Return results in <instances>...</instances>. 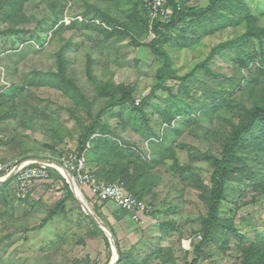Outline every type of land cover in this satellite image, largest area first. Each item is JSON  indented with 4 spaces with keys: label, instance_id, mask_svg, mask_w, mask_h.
Returning a JSON list of instances; mask_svg holds the SVG:
<instances>
[{
    "label": "rangeland",
    "instance_id": "374dc122",
    "mask_svg": "<svg viewBox=\"0 0 264 264\" xmlns=\"http://www.w3.org/2000/svg\"><path fill=\"white\" fill-rule=\"evenodd\" d=\"M4 1L0 0V30L16 29L18 33L0 34V94L8 96L0 114L12 105L15 113L0 118V159L67 158L78 152L83 129L110 102L109 95H101L102 88L120 95L126 88L131 89L139 101L151 93L157 70L164 63L147 46L154 38L152 34L105 39L97 30L120 29L121 24L106 20L104 15L127 23L126 16L133 12L130 0H24L13 20L5 17ZM116 1L122 4L119 10L113 5ZM212 1L189 0L188 4L204 8ZM239 1L244 8L241 17H256L257 21L236 25L238 16H231V23L209 19L200 28L196 21L188 19L177 28L176 35L186 32L181 47L165 49L180 76L196 71L212 49L230 40L240 38L238 44L247 53L260 51L259 40L250 41L244 34L251 25L264 28V0ZM227 3L237 10L235 0H224ZM225 47L210 61L211 72L222 77L198 69L196 77L187 82H168L171 91H159L143 111L127 104L102 116L114 136L146 149L142 155L147 162L135 165L131 171L138 166L144 173H140L139 187L147 194L145 201L154 207L152 218L136 223L126 212L113 205L109 208L111 202H94L86 195L88 190L83 195L105 228L115 232V242L124 252L133 254L134 264H189L196 258L195 245L201 240L202 222L208 215L207 195L215 171L206 156H221L223 140L231 132V124L238 121L234 115L242 107L252 108L258 93L250 89L242 93L235 88L228 99L231 107L222 104L211 115L203 114L201 88H215L214 83L218 85L229 78L236 81L240 74L234 61L239 48ZM61 51L67 75L80 88L83 99L77 91L66 93L53 85H40V77L54 80L52 74L60 71ZM254 73L255 69H242L241 75L252 81ZM261 75L263 81L253 87L264 88V73ZM115 86L126 88L120 92ZM9 89H16V93L8 95ZM193 103H200L197 107L201 108L190 116L179 115L181 108ZM166 108L175 116L171 124L164 117ZM149 136L154 140L160 136L161 140L156 142ZM182 170L186 171L185 180L179 176ZM195 176L203 188L194 181ZM259 179V184L250 188L249 181H239V176L232 179L233 191L224 206L226 217L233 219L243 234V242L227 235L207 242L199 264H242L244 248L264 244V178ZM100 230L55 177L49 183L37 184L26 200L17 197L13 183L0 186V264H111L117 255Z\"/></svg>",
    "mask_w": 264,
    "mask_h": 264
},
{
    "label": "trees",
    "instance_id": "16d2710c",
    "mask_svg": "<svg viewBox=\"0 0 264 264\" xmlns=\"http://www.w3.org/2000/svg\"><path fill=\"white\" fill-rule=\"evenodd\" d=\"M167 1L168 7H170L173 11V14L168 19L158 17L151 21L149 3H147L146 0H138L137 3L130 0V3H132L133 6V12H131L129 16H126L128 20L127 23L118 22L115 20L116 18H110L107 15L103 16L106 20L109 19L114 24H121L120 29L118 30H108L103 27L97 28L99 33L102 34L105 39L114 36L130 37L135 33L139 37L148 33L153 34L155 37L149 44H147V46H149L153 53L163 59L164 63L157 70L156 84L151 87V93L149 96L144 97L139 105L136 104V99L133 95V90L131 89L115 86L116 90L120 92L125 89V92H123L122 95L115 92L110 93L111 89H107V87L101 89V95H109L111 100L101 109L100 112H98V115L93 120L92 124L83 129V132L79 137L78 152L76 153H78L79 157H85L88 165L95 164L97 169L94 173L99 179H103L108 184L116 183V181H118V183L122 185L128 193L139 199H144L145 192L143 188L139 187L141 184L140 173H144L139 170L141 168L138 166L137 169L133 170V172L131 169L134 168L135 165L139 163L144 164L147 161H144L139 152L134 150V148H137V145L122 140L119 135L114 136L112 132H110L107 124L103 121L102 116L106 115L107 112L114 107L127 104L132 105L135 110L143 111V107H145V105L149 102L150 98L155 96L159 91H171V87L167 85L168 82L175 79L187 82L192 79V77H196V71L198 69H205L206 72L213 75V77H222L221 75L218 76L217 74L211 72L210 61L214 59L215 56L220 55L219 53L221 52V49L226 45H228L226 47L231 48L238 47L239 49L236 52L237 60L234 58V61L238 63L237 66L240 70V74L238 77L236 76L237 80L235 81V78H227L228 80L226 82L220 81L218 82V85H216L217 82L214 83L215 88L205 86V89L201 88L200 92L202 95L204 94L202 96V102L204 103L201 105L203 108V114L207 116L209 113L211 115L216 112L218 107L222 104H227L228 107H231L230 105L232 104H230L231 102H228V99L230 97V93H234L235 88H238L242 91V93H245L244 91L246 89L258 91L255 95L257 96V99L254 101L252 108L242 107L243 110H239L234 115L233 118H238V121L231 124V132L223 140L221 156L215 157L212 154L206 156L209 157L208 159L210 160L211 165L215 168V171L211 176L209 193L206 191L208 187L204 186L205 191L208 193V215L202 222L201 240L195 245L196 258L189 263L199 264V258H202L205 254L202 248L207 244V242L215 241L216 239L221 240L223 235H227L228 237L234 236L240 241V243L243 242V234L235 226L233 219L231 220L226 217L228 211L224 208L226 201H228L230 197L229 192L233 191V187L231 186L232 179L239 176V181L250 182V188L252 185L255 187L259 184H256L257 181H260L259 176L264 178V175L262 174L264 171V88L253 87L259 80L263 81L260 76H263L261 74L264 73V28H257L255 25H251L244 34L250 41L254 39L259 40V52L258 50H254L252 53H247V51H245V49L238 44L240 42V38L230 40L229 42L212 49L211 54L203 63L199 64L196 71L192 70L188 74L180 76L172 64L170 54L165 47H181L180 42L181 39L185 37L186 32H182L180 35H176L174 33L177 32V28H179L188 19L196 21V24H198L200 28H203L204 21L209 19L216 20V23L221 22L218 21V19L231 23L234 21V18H231V16H238V18L235 19L236 25L245 24L246 21L251 23L252 21H257V19L256 17H251L250 19L248 16L246 18L241 17L242 10L244 8L239 0H235L237 2V10H234L233 5H229V3L224 4V0H213L208 7L204 8H195L190 6L188 4L189 0ZM4 2L7 7L5 17L9 20L15 19L17 16L15 15V12L19 10L20 5L24 2V0H5ZM116 2L117 3H113V5H115L114 7L119 10L122 4H120L119 1ZM192 27L193 26L190 25L189 28ZM86 28L89 27L86 26ZM6 33H18V31L16 29H9L5 31L0 30V34L3 35ZM198 41V38L195 39L194 44H197ZM183 45L186 44L184 43ZM182 48H185V46ZM58 63L60 71L52 74V78H54V80H50V78H44L42 76L40 77V85H53L58 89H62L66 93L70 91H77V96H80L83 99V93L80 92V88H77L75 81L67 75V62L64 61L63 51L59 53ZM242 69H252V71L255 69L252 81H250L251 78L248 76L241 75ZM66 86L67 88H65ZM7 91L8 95L11 96L16 93V89H9ZM6 97L8 96L3 93L0 94V110H2L3 105L6 103L4 100ZM198 105H200V103H193L191 107L186 104L185 107L183 109L181 108L179 111V115L182 117H184L185 114L189 116L192 115L195 109L201 108L197 107ZM13 108L14 105H12L8 111L1 113L0 118L5 119L7 117L15 116ZM164 117L170 124L172 123L171 120L173 118L175 119V116L172 115V110L169 108H166V114ZM94 135L98 136L94 137ZM153 137L154 136H149V138ZM156 139L160 140L161 137L157 136ZM89 143L90 147L88 148ZM61 157L62 156H59L58 158ZM163 157L165 156L163 155ZM133 158H135L134 161L132 160ZM116 159L118 160L116 161ZM162 159L163 158H160L158 160L161 162ZM185 173L186 171L182 170L179 175L182 180L186 179ZM53 177L62 181L69 196L73 198V193L71 192L69 185L61 177V175L54 171ZM126 180L129 181V183H125ZM194 181H199L200 187L203 188L198 176H195ZM10 182L11 184L13 183L12 181ZM229 212H234V210H229ZM93 224L97 231L101 232V230L95 225L94 221ZM171 224L173 223H170V225ZM172 226L175 228L174 224ZM112 233L115 238V232L112 231ZM103 235L106 241H108L104 233ZM116 245L120 252V260L118 264H134L135 262L132 260L133 254L124 252L118 241L116 242ZM241 252L244 256L242 264H264V244H251L249 247L244 248Z\"/></svg>",
    "mask_w": 264,
    "mask_h": 264
},
{
    "label": "built area",
    "instance_id": "2783aa9c",
    "mask_svg": "<svg viewBox=\"0 0 264 264\" xmlns=\"http://www.w3.org/2000/svg\"><path fill=\"white\" fill-rule=\"evenodd\" d=\"M150 19L158 17L170 18L173 11L168 7L167 0H148ZM66 168L77 172L81 184L87 185L96 201H112L118 207L132 212L136 221L151 212V208L133 195L124 192L117 184L100 183L96 178L84 172V159L78 160L76 155L63 159ZM18 167L15 173L16 195L21 200H26L34 192L37 184L48 182L51 179V166L35 161L18 163L17 161H4L0 159V180L6 179Z\"/></svg>",
    "mask_w": 264,
    "mask_h": 264
},
{
    "label": "clouds",
    "instance_id": "9594fccd",
    "mask_svg": "<svg viewBox=\"0 0 264 264\" xmlns=\"http://www.w3.org/2000/svg\"><path fill=\"white\" fill-rule=\"evenodd\" d=\"M147 3H148V1H147ZM172 10V9H171ZM152 36L153 37H155L153 34H152ZM34 43V42H33ZM140 102H141V100L139 101V100H136V104L137 105H139L140 104ZM95 136H98V135H94V137ZM152 140H154V138L152 139ZM161 140V139H160ZM159 139H155L154 141H156V142H158V141H160ZM153 141V142H154ZM152 142V143H153ZM149 142L147 143V145L149 146ZM146 145V144H145ZM146 145V146H147ZM90 147V143L88 144V148ZM138 148V149H137ZM137 148H134V150H136L137 152H139V154L143 157L142 159L143 160H146V158H145V156L144 155H142V154H144L146 151V149L144 150V149H142V148H140V147H138L137 146ZM72 155H76L77 156V158H78V160H81V159H84V162H85V169H84V172H86V173H88V175H91V176H93L94 178H96L100 183H105V184H108L107 182H105L103 179H99L96 175H95V173H94V171L92 170H90L91 168L89 167V165L87 164V162H86V158L85 157H79L78 156V153H75V154H72ZM36 158H38V157H30V158H28V160H26V161H19V160H17V162L18 163H26V162H29V161H35V162H37V163H43V162H39V161H37V160H35ZM41 158H43V159H49V160H53V161H56L57 163H59V164H61L67 171H68V173L72 176V178L74 179V182L76 183V185H77V187H78V189H79V191H80V193L82 194L83 193V195H84V193H85V191L84 190H88V191H90L89 193H90V195L88 194V192H86V195H89L88 197L89 198H91V199H93L94 200V202H100V203H106V202H111V204H113L114 205V207H117V209H120L121 211H123V212H126L127 214H129L130 215V217H131V219L134 221V222H136V223H143L144 222V219L145 218H152L153 217V215H154V207H153V205H151V204H149V203H147L146 201H145V199H139V198H137L138 200H140V201H142V202H144L147 206H149L150 208H151V212L149 213V214H147V215H144V216H142V218L139 220V221H136L135 219H134V217H133V213L132 212H129V211H126V210H124V209H122V208H120V207H118L114 202H112V201H96V199L94 198V196H93V194H92V192H91V189L87 186V185H84V184H81L80 183V181H79V179H78V175H77V172L76 171H73V170H71V169H68V168H66L65 167V165H64V162H63V159L65 158V157H61V158H52V157H41ZM68 158V157H67ZM4 161H9V160H4ZM44 164H48V163H44ZM48 165H50L51 166V168H50V171H51V179H50V181H48V182H43V183H49V182H51V180H52V178H54L53 177V174H54V171H56L57 173H59L60 175H61V177L66 181V183L69 185V181H68V179H67V176H66V174H65V172L63 171V169L62 168H60V167H58V166H56V165H54V164H48ZM17 171H16V169H15V171L12 173V174H10L9 176H11V175H13V177H12V179H10L8 182H10V181H12L13 182V185H15V173H16ZM9 176L7 177V178H9ZM7 178L6 179H4V180H0V181H5V180H7ZM8 182H6V183H8ZM5 183V184H6ZM39 184H42V183H39ZM110 184H117V185H119L123 190H124V192H127L128 193V191L122 186V185H120L119 183H110ZM69 187H70V185H69ZM70 190H71V188H70ZM16 191V190H15ZM71 192L73 193V191L71 190ZM59 194H61V192L59 193ZM130 194V193H129ZM132 195V194H131ZM85 196V195H84ZM134 196V195H133ZM73 197L75 198V195H74V193H73ZM135 197V196H134ZM86 198V197H85ZM76 199V198H75ZM77 200V199H76ZM110 204V203H109ZM111 233H112V231H111ZM113 234V233H112ZM114 236V235H113ZM115 239V238H114ZM116 243V242H115ZM117 246V245H116ZM118 248V247H117ZM120 253V252H119ZM115 254V253H114ZM114 259V258H113ZM120 260V259H119ZM113 261V260H112ZM119 262V261H118ZM118 264V263H117Z\"/></svg>",
    "mask_w": 264,
    "mask_h": 264
},
{
    "label": "water",
    "instance_id": "95a60500",
    "mask_svg": "<svg viewBox=\"0 0 264 264\" xmlns=\"http://www.w3.org/2000/svg\"><path fill=\"white\" fill-rule=\"evenodd\" d=\"M35 160H37L39 162H43V163L54 164V165L63 169V171L65 172L67 179L69 181L68 183L70 185V188L75 195V198L77 199V201L79 202V204L81 205L83 210L86 212V214L95 222L96 225H98L100 227V229H102L105 232L106 236L108 237V239L112 245L113 251L116 252V255H117V258L115 260H113L111 262V264H117L119 259H120V253H119V250L116 246L113 234L108 229L105 228L102 221H100L99 218L93 214L92 210L89 208V206L86 204V202L79 196L80 191H79L76 183L74 182V179L72 178V176L68 173V171L61 164L57 163L56 161L49 160V159H43V158H36ZM17 170H18V167L16 168V171ZM12 177H13V175L9 176V178H7V180H5V181H0V186L4 185L6 182H8L10 179H12Z\"/></svg>",
    "mask_w": 264,
    "mask_h": 264
},
{
    "label": "crops",
    "instance_id": "0c3cea01",
    "mask_svg": "<svg viewBox=\"0 0 264 264\" xmlns=\"http://www.w3.org/2000/svg\"><path fill=\"white\" fill-rule=\"evenodd\" d=\"M89 167H90V168H91L93 171H96V169H97V167L95 166V164H94V165H92V164L90 165V164H89ZM88 194L90 195V193H89V192H88ZM89 195H88V196H89ZM144 196H145V197H144V199H145V198H146V196H147V194L145 193V195H144ZM89 197H90V196H89ZM110 205L112 206L113 204H109V208H111V206H110ZM105 207H106V206H105ZM113 207H114V205H113ZM115 209H116V208H115Z\"/></svg>",
    "mask_w": 264,
    "mask_h": 264
},
{
    "label": "bare ground",
    "instance_id": "6f19581e",
    "mask_svg": "<svg viewBox=\"0 0 264 264\" xmlns=\"http://www.w3.org/2000/svg\"><path fill=\"white\" fill-rule=\"evenodd\" d=\"M79 196L84 200V198H83V193L81 194L80 192H79ZM117 258V257H116Z\"/></svg>",
    "mask_w": 264,
    "mask_h": 264
}]
</instances>
